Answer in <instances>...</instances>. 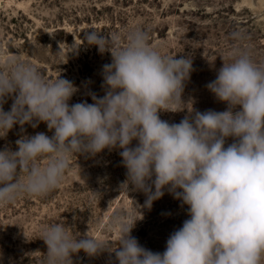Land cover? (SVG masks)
Masks as SVG:
<instances>
[{
    "label": "clouds",
    "instance_id": "1",
    "mask_svg": "<svg viewBox=\"0 0 264 264\" xmlns=\"http://www.w3.org/2000/svg\"><path fill=\"white\" fill-rule=\"evenodd\" d=\"M84 41L112 58L102 66L105 94L89 93L93 103L70 105L78 91L72 81L46 78L15 56L0 60V137L16 124L35 128L45 122L54 130L51 137L38 132L16 140V151L0 150V206L22 194L55 190L71 156L118 147L126 168L120 191L143 192L142 207L151 209L167 188L188 205L190 218L169 235L163 252L131 235L143 219L140 212L126 219L116 210L109 217L117 232L114 248L87 232L77 239L63 222H54L40 236L47 246L44 264H72L71 255L80 250L89 256L114 252L118 264H264V65L246 51L234 52L206 85L226 109L169 123L159 112L182 109L170 105L182 104L189 57L162 54L142 30L130 31L123 45L92 29L84 31ZM9 97L13 102L4 111ZM229 137L233 142L225 147Z\"/></svg>",
    "mask_w": 264,
    "mask_h": 264
},
{
    "label": "rangeland",
    "instance_id": "2",
    "mask_svg": "<svg viewBox=\"0 0 264 264\" xmlns=\"http://www.w3.org/2000/svg\"><path fill=\"white\" fill-rule=\"evenodd\" d=\"M89 29L109 40L116 37L121 45L130 31L142 30L162 54L191 59L182 104L170 105L172 110L182 109L159 112L169 123H179L196 111L226 109V103L218 101L206 85L234 52L246 51L264 65V0H0V60L15 56L36 65L46 78L55 80L59 75L72 81L78 91L70 105L93 103L89 93L105 94L102 66L112 58L109 51L100 53L84 41V31ZM12 102L6 98L4 111ZM38 132L51 137L54 130L45 122L35 128L16 124L0 137V150L16 151V140ZM232 142V137L227 138L225 147ZM136 143L133 140L131 146ZM120 151L116 147L95 155L75 154L55 190L42 196L22 194L0 206V264H44L47 246L40 236L54 222H63L77 239L87 232L112 242L114 248L117 232L109 227V217L116 210L127 213L126 219L142 213L131 235L143 247L163 252L169 235L190 218L188 205L174 199L167 188L151 209L142 207L143 192L120 191L126 178ZM47 159L40 157L37 162L43 165ZM71 261L118 264L114 252L108 251L89 256L80 250Z\"/></svg>",
    "mask_w": 264,
    "mask_h": 264
}]
</instances>
